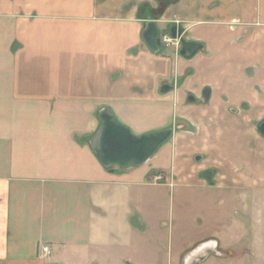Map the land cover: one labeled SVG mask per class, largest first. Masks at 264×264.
<instances>
[{"label":"crops","instance_id":"0c3cea01","mask_svg":"<svg viewBox=\"0 0 264 264\" xmlns=\"http://www.w3.org/2000/svg\"><path fill=\"white\" fill-rule=\"evenodd\" d=\"M173 27L199 50L149 48ZM105 111L173 136L106 169L91 146ZM263 118L264 0H0V264H161L125 255L148 236L142 193L250 191Z\"/></svg>","mask_w":264,"mask_h":264},{"label":"rangeland","instance_id":"374dc122","mask_svg":"<svg viewBox=\"0 0 264 264\" xmlns=\"http://www.w3.org/2000/svg\"><path fill=\"white\" fill-rule=\"evenodd\" d=\"M205 163L219 164L212 157ZM252 182L248 192L197 183L148 188L138 200L149 223L148 236L134 238L125 255L161 264L179 258L177 264H190L192 251L209 247L218 257L203 264H264V153Z\"/></svg>","mask_w":264,"mask_h":264},{"label":"water","instance_id":"95a60500","mask_svg":"<svg viewBox=\"0 0 264 264\" xmlns=\"http://www.w3.org/2000/svg\"><path fill=\"white\" fill-rule=\"evenodd\" d=\"M182 34V30L173 27L170 36L174 40H179L182 47L180 54L187 56L186 47L193 44L183 39ZM146 41L151 50L159 51L162 40L158 39L157 32L150 33ZM199 48L195 49L193 53L198 51ZM100 121V128L91 140V146L106 169L114 166L122 169L142 166L173 136V130L166 129L142 137H136L127 127L119 123L110 111L102 113ZM259 130L264 136V121L259 124ZM210 254L212 253H206L202 257H198L194 264H201Z\"/></svg>","mask_w":264,"mask_h":264},{"label":"flooded vegetation","instance_id":"af4514ba","mask_svg":"<svg viewBox=\"0 0 264 264\" xmlns=\"http://www.w3.org/2000/svg\"><path fill=\"white\" fill-rule=\"evenodd\" d=\"M170 47V46H169ZM187 49H186V53H187V55L188 54H191L195 49H197V48H199L198 46H194V45H188L187 47H186ZM208 93H209V91H206V96L208 95ZM191 99H193V100H195L193 97H191ZM264 121V118L263 119H261L258 123H257V125H256V130H257V133L259 134V136L264 140V136L261 134V132H260V130H259V124L261 123V122H263ZM207 174H209V173H207ZM211 239H214V238H211ZM217 240V239H216ZM193 252V251H192ZM190 253L191 255V257H192V259H191V263L190 264H194L195 263V260L198 258V257H202L203 255H205L206 253H212V254H210L209 256H208V258L204 261V262H202L201 264H203V263H206L211 257H218V254H215V253H217L215 250H213V248L211 249V248H209V247H204V249H202L201 251H195V252H193V253ZM221 256V255H220ZM222 258V257H221Z\"/></svg>","mask_w":264,"mask_h":264},{"label":"built area","instance_id":"2783aa9c","mask_svg":"<svg viewBox=\"0 0 264 264\" xmlns=\"http://www.w3.org/2000/svg\"><path fill=\"white\" fill-rule=\"evenodd\" d=\"M162 42L165 46H179V41L178 40H174L171 38V36L169 35H164ZM51 253V249L49 246H42L40 248V256L42 258H47Z\"/></svg>","mask_w":264,"mask_h":264}]
</instances>
